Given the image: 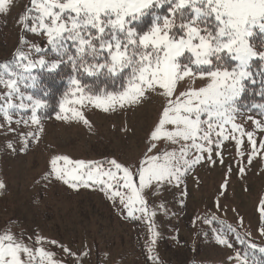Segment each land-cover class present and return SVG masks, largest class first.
<instances>
[{
    "label": "rangeland",
    "instance_id": "obj_1",
    "mask_svg": "<svg viewBox=\"0 0 264 264\" xmlns=\"http://www.w3.org/2000/svg\"><path fill=\"white\" fill-rule=\"evenodd\" d=\"M36 14L32 0H7L5 10L0 11V65H14L17 53H28L31 44L46 49L41 53L46 59H56L46 33L38 29L33 34L21 23L25 16ZM28 23L31 26V19ZM258 32L254 30L249 38L256 50L253 39ZM40 69H33L32 75ZM8 79L0 68V104L18 105V95L9 97ZM24 83L17 85L22 93L46 104L36 83L31 87ZM208 83L199 75L185 77L177 81L173 99ZM162 91L157 86L135 104H116L108 111L87 100L82 105H65L81 112L88 124L60 109L48 119L43 117L45 107L38 110L39 125L31 123L30 109H8L10 119L0 112V182L4 184L0 189V235L10 232L17 242L32 249L37 256L33 264H47V258L41 261L37 253L41 248L53 254V264H237V253L247 254L249 264H258L261 252L249 244L264 247V148L260 147L264 131L256 123L264 126V116L240 102L235 123L254 134L256 154L252 155L246 136L241 145L231 137L223 140L210 158L204 153L198 164L182 173L178 185L153 181L141 190L146 215L134 214L140 218L127 216L119 197L110 199L100 185L89 182V186L71 187L52 172L51 161L56 157L72 161L67 166L63 160L58 162V167L69 170L78 161L103 164L116 159L133 172L146 157L173 151L179 157L183 141H151L166 106ZM57 115L68 119H57ZM165 128L172 130L173 126ZM149 143L157 145L151 152ZM194 155L199 153L189 151L187 158ZM134 183L139 188L138 176ZM228 225L236 231L229 232ZM220 232L227 234L231 247L218 243ZM21 259L27 260V256L21 253Z\"/></svg>",
    "mask_w": 264,
    "mask_h": 264
},
{
    "label": "snow or ice",
    "instance_id": "obj_2",
    "mask_svg": "<svg viewBox=\"0 0 264 264\" xmlns=\"http://www.w3.org/2000/svg\"><path fill=\"white\" fill-rule=\"evenodd\" d=\"M32 2L37 14L25 16L21 23L33 34L38 29L46 33V42L56 59H46L41 53L47 50L31 44L28 53H17L14 65H0L9 77L6 84L11 89L9 97L15 93L21 101L18 105L0 104V112L6 118H11L8 109H30L31 123L39 125L38 110L46 107L45 103L25 95L17 85L28 81L30 83H24V87L35 86L37 78L32 75L33 69L46 67L55 71L61 64H66L72 75L68 80L70 87L59 106L61 113L71 111L73 116L88 124L81 112L70 107L66 109L65 105H82L87 100L96 108L108 111L116 104L131 106L141 100L147 90H155L158 86L163 90L166 106L159 127L151 133V141L184 142L179 147V157L175 151L166 152L162 157H146L135 172L116 159L106 160L103 164L78 161L69 170L58 167V162L63 160L66 166L73 162L67 157H56L51 161V170L57 179L71 187L78 184L89 186V182L100 185L101 191L110 199L119 197L127 216L135 219L140 218L134 215L136 212L146 215V200L141 196V190L151 186L153 181L156 185L173 181L178 185L182 173L198 164L204 153L207 152L210 158L213 148H218L223 140L231 137L241 145L246 136L252 145V155L256 154L254 134L246 132L235 120L240 111L238 105L245 91V81L253 77L251 62L254 59L264 61V50H256L249 39L254 30L264 33V0ZM6 3L7 0H0V11L5 10ZM165 5L168 14H157L156 10ZM149 13L153 16L151 26L140 34L134 24ZM33 55L37 57L35 60ZM228 60L234 61V66L229 67ZM122 74L126 77V84L118 92L100 89L98 94L91 85L82 83L85 75L115 79ZM194 75L206 78L209 83L199 90L182 92L173 99L177 81ZM254 107L264 113V105ZM56 118L68 119L66 115H57ZM256 123L258 130L264 131V126ZM166 125L173 126V129L166 130ZM156 147V143H149L148 151ZM260 147L264 148V143ZM192 150L199 155L189 159L188 153ZM134 176L139 177V188L134 183ZM2 188L4 184L0 182ZM155 214L153 212L152 216ZM206 222L211 223V220L206 219ZM228 230L236 231L231 225ZM261 234L264 235V229ZM216 239L219 244L231 247L226 233H218ZM249 247L264 253V247L254 243ZM21 253L27 256V260L21 259ZM37 253L41 261L47 258V264H53L52 253L42 248L37 249ZM36 259L32 249L17 242L10 232L0 235V264H33ZM234 259L237 264H249L247 254L241 256L237 253Z\"/></svg>",
    "mask_w": 264,
    "mask_h": 264
},
{
    "label": "trees",
    "instance_id": "obj_3",
    "mask_svg": "<svg viewBox=\"0 0 264 264\" xmlns=\"http://www.w3.org/2000/svg\"><path fill=\"white\" fill-rule=\"evenodd\" d=\"M157 14L167 15L168 6L165 5L156 10ZM187 11V9H186ZM153 16L152 13L141 18L135 22L134 26L138 33L143 34L151 26ZM256 42V47L259 50H264V33L258 32L253 39ZM228 66H234L235 62L228 60ZM251 71L253 77L249 81H245V91L240 98V105L245 109L255 112L261 116L264 113L254 105H264V61L254 59L252 62ZM72 75L71 68L66 64L61 66L55 71H49L46 67L37 71L36 85L39 93L44 97L46 101V111L43 113V117L48 119L56 115L60 109V103L63 101L65 93L68 91L70 85L68 83L69 77ZM82 83L89 84L99 94V90L103 89L108 92H118L123 89L126 84V77L122 74L118 78H106V77H82ZM257 253L259 251H256ZM259 263L264 264V253H259Z\"/></svg>",
    "mask_w": 264,
    "mask_h": 264
}]
</instances>
